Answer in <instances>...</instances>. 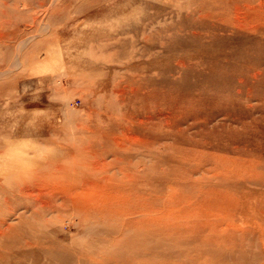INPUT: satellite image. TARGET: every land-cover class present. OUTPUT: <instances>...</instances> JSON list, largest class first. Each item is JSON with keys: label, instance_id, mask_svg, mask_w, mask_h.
<instances>
[{"label": "rangeland", "instance_id": "obj_1", "mask_svg": "<svg viewBox=\"0 0 264 264\" xmlns=\"http://www.w3.org/2000/svg\"><path fill=\"white\" fill-rule=\"evenodd\" d=\"M22 1L28 5L0 0L1 164L6 159H70L63 148L86 144L88 127L129 119L130 126L142 124L134 131L142 143L119 162L143 168L141 174L158 194L154 212L160 196H174L171 184L182 168L169 159L172 148L185 146L197 150L186 165L193 169L189 182L194 188L175 194L205 198L209 204L225 190L239 200L264 204V188L248 182L255 173L257 180L264 177V0ZM4 3L11 6L12 17L3 14ZM131 113L134 118H128ZM110 149L119 152L115 145ZM5 194L0 190L4 208ZM23 203L18 197L7 224L19 225L22 215L29 221L32 213ZM60 216L47 240L57 238L54 244L67 247L66 252L61 247L62 255L72 253L73 241H85L101 257L121 260L140 240L134 231L124 233L126 241L111 232L101 240L96 232L114 227L100 217L79 220L71 211ZM235 223L244 224L242 217ZM238 240L243 241L222 245L215 254L202 249L167 264H264V241L250 235ZM8 241L0 237L5 247L0 264H79L46 250L40 260L27 254L11 257Z\"/></svg>", "mask_w": 264, "mask_h": 264}, {"label": "bare ground", "instance_id": "obj_2", "mask_svg": "<svg viewBox=\"0 0 264 264\" xmlns=\"http://www.w3.org/2000/svg\"><path fill=\"white\" fill-rule=\"evenodd\" d=\"M20 2L25 7L28 5L22 0ZM4 7L7 8L3 14L12 17L14 12L11 13V6L4 3ZM14 17L17 18V15ZM134 116L135 114L131 113L128 118H134ZM122 121L113 119L106 127H88L90 140L86 144H81L75 149L63 148L70 159L62 161L6 159L2 164L0 163V168L7 166L6 169L11 170L8 175H3L6 169L0 173V179L5 180V185L0 183V190L6 192L3 198L6 207L0 204V215H2V218L0 216V237L9 240L7 246L12 253L9 254L10 256L20 254L22 257L21 254H27L33 257L38 256L40 260L39 255L44 254L42 252L46 250L55 255L56 259L72 258L79 264H89L97 258L101 259V264H106L110 260L115 263L125 261L129 264H167L169 260L192 257L196 251L200 252L202 249L206 250V254H215V250L222 245L243 241L238 240L239 237L250 235L264 241V207H260L259 200L251 204L250 199L239 200L238 197L235 198L224 190L208 204L205 198L186 199V195L175 194L176 191L182 190L192 192L194 188L189 182L191 178L189 172L192 174L193 169H187L186 165L190 158L197 155L196 148L187 146L176 148L174 145L178 146L177 144L172 145L175 147L172 148L174 155L169 160L182 168V174L171 184V194L174 196H160L158 213L154 212L151 207L154 205L153 198L158 194L149 187V181L141 174L140 171L143 168H132L129 165H121L119 162L125 154H128V149L138 148L142 143L140 136L134 132L140 129L139 125L142 124L130 126L129 119L125 123ZM184 141L192 142L189 139ZM113 145L119 148V152L111 151L110 147ZM110 155L114 159H106ZM218 166L222 174L227 172L221 162H218ZM173 176L172 170L171 178ZM261 178L257 180V173H255L248 182L257 184L256 187L264 188V177L261 176ZM10 181L12 183H9ZM257 189L260 190V188L250 190L249 197L256 194ZM18 197L24 200L23 207L32 214L29 221H26V216L22 215L19 219L22 223L19 225L8 223V225L6 219L14 213V203L17 202ZM20 206L22 207L19 205L17 208ZM248 210L249 216L243 219L244 213L249 212ZM65 211H71L74 216H78L79 220L80 217H100L101 222L112 225L114 227L112 231L96 232V236L101 240L109 236L108 233L111 232L120 235L119 237H123L126 241L128 237L124 233L127 231L136 232L140 240L121 260L117 257H101L93 250H88L85 241L78 245L73 241L72 253L62 255L64 254L62 245L54 244L58 239L53 238L48 241L50 240L48 237L51 236V229L56 228L60 214ZM253 212H256L255 217L251 216ZM46 213H51L49 219ZM239 217H242L244 223L241 226L235 223ZM90 227L86 226L88 233H92L89 232ZM4 248L0 243V252ZM62 248L66 252L67 247ZM156 256L159 259H155ZM20 262L23 261L20 260Z\"/></svg>", "mask_w": 264, "mask_h": 264}]
</instances>
